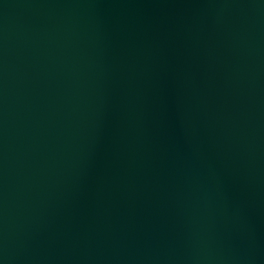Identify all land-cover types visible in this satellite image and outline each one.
Segmentation results:
<instances>
[{"label": "water", "instance_id": "95a60500", "mask_svg": "<svg viewBox=\"0 0 264 264\" xmlns=\"http://www.w3.org/2000/svg\"><path fill=\"white\" fill-rule=\"evenodd\" d=\"M0 264H264V0H0Z\"/></svg>", "mask_w": 264, "mask_h": 264}]
</instances>
